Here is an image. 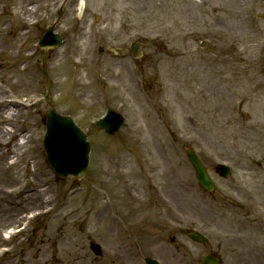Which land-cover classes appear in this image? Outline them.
Returning a JSON list of instances; mask_svg holds the SVG:
<instances>
[{
	"label": "rangeland",
	"instance_id": "rangeland-1",
	"mask_svg": "<svg viewBox=\"0 0 264 264\" xmlns=\"http://www.w3.org/2000/svg\"><path fill=\"white\" fill-rule=\"evenodd\" d=\"M18 1L0 2V89L24 103L0 123V142L19 133L0 144V232L12 230L0 264H142L144 256L197 264L207 253L222 264H264V0H59L61 13L50 14L53 0L29 26L17 19ZM53 23L63 43L39 47ZM132 40L142 44L136 59ZM47 104L91 141L81 178L55 176L45 159ZM106 108L125 116L115 135L93 123ZM16 143L26 144L19 158ZM183 145L209 168L212 193L198 186ZM220 162L232 168L225 179L213 171ZM35 186L40 202L11 211ZM145 211L148 234L134 225L130 235V213ZM16 214L29 220L10 218ZM180 227L199 230L207 243Z\"/></svg>",
	"mask_w": 264,
	"mask_h": 264
},
{
	"label": "water",
	"instance_id": "water-1",
	"mask_svg": "<svg viewBox=\"0 0 264 264\" xmlns=\"http://www.w3.org/2000/svg\"><path fill=\"white\" fill-rule=\"evenodd\" d=\"M61 41L60 36L53 35L51 28L48 34L41 40V45H57ZM133 56L139 53V44H133L131 47ZM48 99V98H46ZM46 115V133L43 139V147L52 171L59 176H67L69 174L81 177L88 165L90 142L86 140L83 131L74 124L69 116H62L48 107L45 111ZM123 122V117L112 112L107 118L97 122L99 128H105L109 133L113 134L117 131ZM187 157L195 169L199 184L207 191L214 188L213 181L204 166L199 161L193 149L186 150ZM216 171L225 177L230 169L223 165H218ZM191 238L197 242L205 243L206 238L197 232L191 234ZM96 245L92 244V248ZM145 264H159L153 259L146 258ZM200 264H220L219 260L213 256L205 255Z\"/></svg>",
	"mask_w": 264,
	"mask_h": 264
},
{
	"label": "bare ground",
	"instance_id": "bare-ground-1",
	"mask_svg": "<svg viewBox=\"0 0 264 264\" xmlns=\"http://www.w3.org/2000/svg\"><path fill=\"white\" fill-rule=\"evenodd\" d=\"M1 1H4V0H0ZM36 3L35 6H31L29 7V3ZM53 2V0H19L18 3L15 5V8L19 9L20 10V15L16 13V16H17V19L22 23V25H29L33 19L37 18L39 15H37L43 8L49 6L51 3ZM56 3V1L51 5V6H54ZM22 14H24V16H22ZM5 28L3 27H0V41H1V35H2V32L1 30H3ZM16 31L15 32V38L17 39L18 37L24 35V32L21 30ZM187 33H183V35L185 36ZM183 36V37H184ZM16 49H14L13 51V55H16ZM3 49L2 47L0 46V54L2 53ZM82 53V52H81ZM80 53V54H81ZM25 55L29 56L30 55V52H29V49H27L25 51ZM57 59V57H54L53 56V60ZM23 69L26 68V65H24L22 67ZM81 83H79L78 85H80ZM87 87V83L84 84V89H86ZM6 93V92H5ZM6 95L2 92V90L0 89V123H3V121H5L7 123V119L9 118H12L14 119L13 116H17L21 113V109L24 107V103L22 101H17V100H14V99H8L5 97ZM12 97V96H11ZM32 97H30L28 100H31ZM9 107H13L15 110H16V113L10 115L9 117L8 116H5L4 113H3V110L5 108L9 109ZM2 110V111H1ZM14 110V111H15ZM3 115L6 117V118H3ZM6 119V120H5ZM4 122V123H5ZM7 131V130H6ZM7 134L8 136L10 137V140H4V141H1L0 144L1 145H4V146H8L10 145L9 143H11V140L16 137V136H19V133H18V130L16 128L10 130V131H7ZM0 136H2V131L0 129ZM25 137V134L22 135ZM27 140H29V137H27ZM14 145V144H13ZM138 146H139V151H140V146H142L141 144V141L138 142ZM26 147V144H17L16 143V146H14V150L12 149L13 151V154L12 156H15L17 158L21 157V155L24 153V148ZM8 151V150H7ZM3 156V153H0V157ZM157 167V164H155L153 166L154 169H151V175H152V178H156V172H155V168ZM125 173V172H124ZM134 176V175H133ZM132 176V177H133ZM176 177V174H175V170H174V174L172 176V184L170 186H172L174 184V181L173 180H176L175 179ZM177 187V186H176ZM175 187V188H176ZM173 188V186H172ZM130 189V185H127V190ZM23 190V187H19L17 190H13L11 192H8L7 194L8 195H12L14 192L16 193L18 191V193H20L21 191ZM31 192L30 193H26L27 195L23 196L24 197V200L22 201H18L14 204H10L12 205V209L11 211L15 212V211H18L20 209H22L23 207H26L28 204L29 205H37L39 202H40V198H41V195H42V192L43 190L40 189L39 186H35L34 188H32V190H30ZM129 192V191H128ZM44 194V193H43ZM129 196H130V192H129ZM131 197H136V195L132 194L131 193ZM19 198V197H18ZM8 208V207H7ZM10 209V208H8ZM0 216H2L0 214ZM19 215H15V216H10V218L12 219H15V220H19V221H23L26 219V214H22L20 217H18ZM7 220V219H6ZM2 232V231H1ZM1 232H0V235H1ZM72 235H69V237L67 238L68 242H66V244H71V241H72ZM59 253V252H57ZM62 253V252H61Z\"/></svg>",
	"mask_w": 264,
	"mask_h": 264
}]
</instances>
